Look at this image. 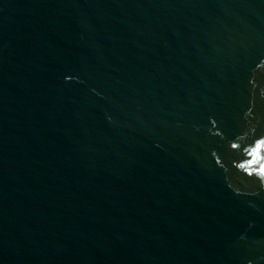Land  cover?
<instances>
[{
    "label": "water",
    "instance_id": "1",
    "mask_svg": "<svg viewBox=\"0 0 264 264\" xmlns=\"http://www.w3.org/2000/svg\"><path fill=\"white\" fill-rule=\"evenodd\" d=\"M264 0H0V264H264Z\"/></svg>",
    "mask_w": 264,
    "mask_h": 264
},
{
    "label": "snow or ice",
    "instance_id": "2",
    "mask_svg": "<svg viewBox=\"0 0 264 264\" xmlns=\"http://www.w3.org/2000/svg\"><path fill=\"white\" fill-rule=\"evenodd\" d=\"M262 174H264V170H262Z\"/></svg>",
    "mask_w": 264,
    "mask_h": 264
}]
</instances>
